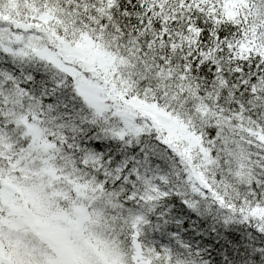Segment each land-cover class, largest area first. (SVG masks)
<instances>
[{
	"label": "snow or ice",
	"instance_id": "obj_1",
	"mask_svg": "<svg viewBox=\"0 0 264 264\" xmlns=\"http://www.w3.org/2000/svg\"><path fill=\"white\" fill-rule=\"evenodd\" d=\"M6 179L0 264H264V0H0Z\"/></svg>",
	"mask_w": 264,
	"mask_h": 264
},
{
	"label": "trees",
	"instance_id": "obj_2",
	"mask_svg": "<svg viewBox=\"0 0 264 264\" xmlns=\"http://www.w3.org/2000/svg\"><path fill=\"white\" fill-rule=\"evenodd\" d=\"M6 181H7V179L4 181V187L2 189H0V194H5L8 196L9 194H8V191L6 190L7 189V182ZM21 187L23 188V186L15 183V187L13 189V197L9 196V199L11 202V204L9 205V209L13 213V210L19 206L20 210H17V211L20 212L19 214H21V216L19 217L18 220L22 221L23 217H28V216H25V212H27L28 204H27L26 200L25 201H18V198H19V200H21V197H20V193H21V189H22ZM19 188H21L20 191H19Z\"/></svg>",
	"mask_w": 264,
	"mask_h": 264
},
{
	"label": "rangeland",
	"instance_id": "obj_3",
	"mask_svg": "<svg viewBox=\"0 0 264 264\" xmlns=\"http://www.w3.org/2000/svg\"><path fill=\"white\" fill-rule=\"evenodd\" d=\"M61 240H56L55 244H60Z\"/></svg>",
	"mask_w": 264,
	"mask_h": 264
}]
</instances>
